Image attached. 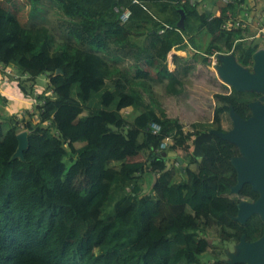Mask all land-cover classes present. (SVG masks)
<instances>
[{"label":"trees","instance_id":"16d2710c","mask_svg":"<svg viewBox=\"0 0 264 264\" xmlns=\"http://www.w3.org/2000/svg\"><path fill=\"white\" fill-rule=\"evenodd\" d=\"M203 1L50 0L68 36L61 43L48 26L25 27L0 7V71L35 102L20 119L2 110L8 98L0 94V264H229L216 248L238 244L244 235L249 242L262 236L259 215L245 224L234 220L238 204L259 194L246 184L232 195L233 166L224 175L213 170L218 157H237V146L214 136L202 145L201 159L189 146L201 133L226 132L222 116L231 106L245 108L248 116L235 111L249 118V104L260 95L235 89L216 94L212 122H196L186 132L139 65L156 63V82L170 96L184 93L178 72L167 65L173 49L183 56L191 49L202 53L206 66L215 53L233 54L251 68L260 48L250 40L255 31L226 25L243 14L247 0H228L219 17L200 10ZM33 4L32 11L39 10L42 1ZM124 10L131 13L127 22ZM181 11L184 29L178 26ZM197 35L209 37L205 46ZM127 57L134 61L129 70L114 63ZM174 61L180 72L190 70L188 56ZM42 75L48 82L39 94ZM129 108L136 113V139L122 132ZM21 130L29 132L25 161L13 159ZM167 138V152L185 153L188 167L179 181L181 165L175 160L178 168H170L161 154ZM89 153L93 163L82 160ZM139 156L145 160L130 161Z\"/></svg>","mask_w":264,"mask_h":264},{"label":"water","instance_id":"95a60500","mask_svg":"<svg viewBox=\"0 0 264 264\" xmlns=\"http://www.w3.org/2000/svg\"><path fill=\"white\" fill-rule=\"evenodd\" d=\"M185 20L186 14L181 11V20L178 24L181 29L185 28ZM218 60L216 71L226 86L239 92H255L260 97L249 104L251 116L247 119L237 114L231 106L229 115L233 121L232 130L227 132L211 130L201 133L194 139L192 153L195 157H204L202 145L211 142L214 136L236 145L240 156L232 159V165L237 172V184L232 187L231 193L239 195L243 187L250 184L254 192L259 194V198L254 202L241 201L234 220L245 224L257 214L264 225V49L255 53L251 68L240 65L233 54L219 55ZM28 135L27 130L17 135L19 145L13 159L25 161L24 152L29 147ZM161 154L164 158L175 159L181 165V170L188 167L178 152L162 151ZM237 251V254L229 256L227 263L264 264V229L262 236L253 242L247 241L245 235L242 236Z\"/></svg>","mask_w":264,"mask_h":264},{"label":"rangeland","instance_id":"374dc122","mask_svg":"<svg viewBox=\"0 0 264 264\" xmlns=\"http://www.w3.org/2000/svg\"><path fill=\"white\" fill-rule=\"evenodd\" d=\"M12 0H0V5L6 7V5H9V2ZM42 6L39 7V10L35 9V11H32L34 8L33 0H26L27 6H24V10L26 13V19L23 20V24H25L27 27H36L41 25L48 26L53 34L56 37V40H58V43L63 40H67L68 36L65 33L62 22L60 21V17L57 14V10L53 7L52 2L50 0H41ZM215 1V0H211ZM11 3V2H10ZM25 3V2H23ZM22 3V4H23ZM33 12V13H32ZM197 41L200 44L201 47L205 46L208 42L209 37L207 36H199L197 35ZM201 38V39H200ZM257 44H260L259 47H264V41L260 39L259 41H255ZM162 51V50H161ZM164 51H166L164 49ZM164 51L162 53L164 54ZM175 51V50H174ZM204 52V51H203ZM222 55V54H218ZM188 56L190 61V70L187 73L182 74V80L184 83V93L179 96H170L167 95L163 86H157L159 89V96L162 101H164L165 107L170 111L171 115L178 119L185 128L186 132L191 131L192 125L196 122L201 123H207L212 122L213 116H214V109L216 106V101L214 99V96L216 94L220 93H228L231 91V89L226 86L221 79L219 78L217 71L215 69V66H213V60L211 59L210 64L208 66L203 65L200 61H202V53L197 54L196 51H193L192 49L188 51L184 55V57ZM170 58H172L169 55ZM169 58V62H172V60ZM167 62H168V55H167ZM155 70H152L151 73L153 74ZM48 79L47 75H42L36 80V87L38 91L46 90V81ZM10 82V81H9ZM48 82V81H47ZM12 83V82H10ZM0 93H5L4 89H0ZM14 101V100H13ZM10 104V101L7 102L6 105ZM3 107V111H7ZM238 110L240 113H243L245 116H248V113L245 111V108L241 107H234V110ZM222 126L224 130L230 131L233 128V121L230 117V115H223L222 116ZM25 131V130H21ZM20 133V132H19ZM197 136L192 137L191 142L189 143L190 151L193 152L194 150V139ZM239 149H236L235 156H240ZM178 152L179 157L183 159L185 156L184 150H178L175 151ZM71 158L65 159L66 166H70L72 164ZM169 159V158H168ZM233 159V158H232ZM145 160L144 157L139 156L135 159H131L130 161H143ZM175 159L171 158L169 161V167H175L178 168V165H175ZM200 161V160H199ZM215 161V166L213 167V170H216L221 173V175H224L228 172H230V169L232 168V160H229L226 155L218 157ZM203 161H201L202 163ZM232 165V166H231ZM194 168H196L194 166ZM185 169V168H184ZM235 169V168H234ZM27 170L29 168L27 167ZM236 171V170H235ZM232 172V171H231ZM237 174V172H236ZM182 176L184 177V172H181L180 167V174H176V181H179ZM83 184H86V181H83ZM147 192H149V188H147ZM236 196V194H232ZM247 201V200H246ZM237 246L238 244H230L225 246H219L214 250V253L217 252L220 258L224 259L225 261L229 260V256L232 254H237ZM212 258L208 257L206 258V261H210Z\"/></svg>","mask_w":264,"mask_h":264},{"label":"crops","instance_id":"0c3cea01","mask_svg":"<svg viewBox=\"0 0 264 264\" xmlns=\"http://www.w3.org/2000/svg\"><path fill=\"white\" fill-rule=\"evenodd\" d=\"M11 2V3H10ZM9 2V5H6V7L1 6V8L11 12L12 14H14L21 22V24L25 27H27L25 24H23V20H25L26 18V13L24 10V5L26 4V0H12ZM25 2V3H23ZM23 3V4H22ZM226 5L225 0H215V1H211V0H204L203 3L200 5V10H204V9H209L211 12H213L215 14V16L219 17L221 15V8L224 7ZM243 9L244 12L241 16H238L236 18H244L245 14L248 15L249 18V24H250V30H254L255 29V20H256V16L258 14H260L261 12H264V0H247L245 1V3L243 4ZM125 18H127L126 16V11H123V14L121 16V20L122 22H127L128 20L125 21ZM29 19V18H26ZM129 19V18H128ZM254 22V23H253ZM253 23V24H252ZM162 34V32L160 33ZM117 50V49H116ZM114 51L115 53H119L124 55L123 52L121 51ZM175 49H173L172 51H174ZM193 50V49H192ZM170 51V53L172 52ZM175 55L173 56L175 57H183V52L182 51H174ZM168 54V69L170 72H178V75L180 76V78L182 79V74L183 72H180L178 70V63L176 61H174V58L172 60V62H169V55ZM186 53V52H185ZM187 57V56H186ZM176 62V63H175ZM116 64V66L120 69H131L132 67H134V61L133 59H129L128 57L124 60L121 61H116L114 62ZM139 65L146 71H148L151 75V77L154 78L155 81H152V85L154 88L155 93L159 96V89L157 86H162L161 83H158L156 81H158V77L156 74V71L152 74L151 71L155 70L156 68V63L154 66L149 65L146 61L141 60L139 62ZM135 69V68H134ZM131 76H135V74L133 72H131ZM183 81V80H182ZM184 84V83H183ZM46 87H47V81H46ZM4 89L5 93H0L2 96H5L6 98H8V101H10V104L6 105V109L9 113H18L20 108H28L29 107V103L30 101L26 100L22 93L17 90L16 84L15 83H10L7 82V79H5L0 71V89ZM42 89L40 91H38V89H36L37 93H42ZM160 97V96H159ZM161 99V98H160ZM14 100V101H13ZM22 101H25V103H23ZM162 101V100H161ZM164 107V101H162ZM167 114L169 115V117L171 118H175L171 115L170 111L167 109V107H165ZM124 116L126 118V123L125 126L122 129V132L124 133V135L129 138V139H136L138 138V130L137 128L134 126V118L136 116V113L134 112L133 109L129 108L125 111H123ZM82 160H87L91 163L94 162V154L93 153H89L87 154Z\"/></svg>","mask_w":264,"mask_h":264},{"label":"built area","instance_id":"2783aa9c","mask_svg":"<svg viewBox=\"0 0 264 264\" xmlns=\"http://www.w3.org/2000/svg\"><path fill=\"white\" fill-rule=\"evenodd\" d=\"M191 3H194L196 0H189ZM186 1H183V3H185ZM225 2H226V4L228 3V0H225ZM126 11V16H127V18H125V21L126 20H128V18L130 17V15H131V13H130V11L129 10H125ZM249 18H248V15L247 14H245V16H244V18H237V19H233V21H234V23L232 22V21H230L229 23H227L226 25H227V27L228 28H232V27H235V28H238V29H240V30H243V31H245V30H247V29H249V27H250V24H249ZM254 25H255V29H254V31H255V34H254V36H252L251 38H250V40L251 41H259L260 39H262L263 41H264V16H260L259 18H257L256 20H255V23H254ZM260 45V44H259ZM260 49H264V47L263 46H261L260 48H259V50ZM211 59L213 60V66H215V69H216V67L218 66V64H219V60H218V54L217 53H215L214 55H212L210 58H209V64H210V61H211ZM0 70H2V67H0ZM7 73L8 74H10V75H12L11 74V72H9V71H7ZM7 82H9V80L7 79ZM23 103H25V101H22ZM33 105H35V102L34 101H30V103H29V107L28 108H26V109H24V108H20V110H19V112L17 113V114H19L18 115V118H23L24 116H25V111L27 112H31L32 111V107H33ZM154 130H155V132H158L159 130H160V128H159V126H157V125H154ZM171 139L170 138H167L165 141H164V143L161 145V148H160V150L161 151H166L167 150V148H168V146L170 145V143H171ZM167 152V151H166Z\"/></svg>","mask_w":264,"mask_h":264},{"label":"flooded vegetation","instance_id":"af4514ba","mask_svg":"<svg viewBox=\"0 0 264 264\" xmlns=\"http://www.w3.org/2000/svg\"><path fill=\"white\" fill-rule=\"evenodd\" d=\"M197 158H198V159H201V158H199V157H197ZM186 168H187V167H186ZM183 171H184V170H181L182 173H183Z\"/></svg>","mask_w":264,"mask_h":264}]
</instances>
